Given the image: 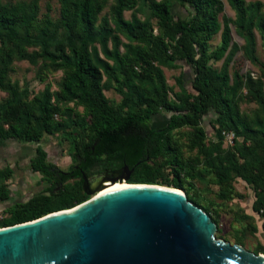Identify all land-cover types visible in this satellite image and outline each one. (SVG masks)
Listing matches in <instances>:
<instances>
[{
  "label": "trees",
  "instance_id": "trees-1",
  "mask_svg": "<svg viewBox=\"0 0 264 264\" xmlns=\"http://www.w3.org/2000/svg\"><path fill=\"white\" fill-rule=\"evenodd\" d=\"M56 1L54 19L49 6L39 15V0L0 5V93L5 95L0 100V142L38 143L65 128L80 140L67 172L58 170L46 152L35 147L29 171L39 174L46 186L10 203L0 228L88 200L81 173L126 167L127 184L181 191L189 180L209 176L215 197L224 202L237 196L232 184L238 179L251 187V211L260 217L264 230V64L257 76L235 74L232 88L229 76L239 49L231 43L230 25L250 37L253 28L264 30V3L226 0L234 12L231 20L222 14L220 0ZM174 4L183 15L173 10ZM143 5L154 25L137 17ZM105 8L106 14L100 15ZM124 12H130L129 19L123 18ZM111 24L119 26L128 42L106 49ZM215 35L218 44L210 49ZM107 55L113 56L112 64ZM15 60L35 66L37 75L59 69L58 90L44 86L33 92L11 80ZM179 63L190 69V78L186 87L180 73L174 92L162 68L179 69ZM209 63H219L215 72ZM107 90L119 96L117 104L105 97ZM249 103L254 108L241 111L240 105ZM160 113L167 114L164 125L152 128L151 119ZM209 115L210 140L201 125ZM223 132L233 135L232 145L226 148ZM202 164L205 173L198 169ZM11 177V169H0L1 205L12 194L6 184ZM185 197L207 214L198 200L186 192ZM258 253L264 255V247L258 245L254 254Z\"/></svg>",
  "mask_w": 264,
  "mask_h": 264
},
{
  "label": "water",
  "instance_id": "water-1",
  "mask_svg": "<svg viewBox=\"0 0 264 264\" xmlns=\"http://www.w3.org/2000/svg\"><path fill=\"white\" fill-rule=\"evenodd\" d=\"M130 172V171H129ZM103 172L77 206L0 228V264H264V255L215 239L214 223L180 190L127 184ZM122 186L90 198L103 183Z\"/></svg>",
  "mask_w": 264,
  "mask_h": 264
},
{
  "label": "rangeland",
  "instance_id": "rangeland-1",
  "mask_svg": "<svg viewBox=\"0 0 264 264\" xmlns=\"http://www.w3.org/2000/svg\"><path fill=\"white\" fill-rule=\"evenodd\" d=\"M14 1H28V0H0V5L3 3ZM223 5L222 14L231 20H234V12L228 6L226 0H220ZM245 3L264 0H244ZM172 2V1H171ZM45 6H49V15L52 19L58 16V4L56 0H39V15L45 12ZM174 11L183 15L182 10L177 8L174 4ZM105 8L100 15L106 14ZM140 19L148 20L154 25L155 21L151 18L150 11L143 5L136 12ZM130 12H124L123 18L129 19ZM111 33L106 39L105 48L116 42L125 43L128 40L121 33L119 26L115 24L110 25ZM231 43H234L239 49L235 54L230 65L229 76L230 86L236 80L235 74L239 76H257L259 66L264 64V30L256 27L252 29V36L244 34L239 28L230 25ZM210 49H213L218 44V35L212 37L210 41ZM39 52V47L35 48ZM121 50V49H119ZM100 55L101 50L99 51ZM113 56L107 55V61L113 63ZM180 68L174 70H167L162 68V72L167 86L174 92L178 89L174 83L175 78L181 73L184 80V85L188 87L190 78V69L179 63ZM219 63H209V69L215 72ZM10 78L18 82L19 85L26 84L33 92H38L44 86H48L50 90H58L61 82V73L59 69H47L43 73L37 75L36 67L28 64L25 61L15 60L11 66ZM108 100L117 104L119 96L113 90L103 91ZM4 94L0 93V100L4 98ZM254 108V104H241L240 109L243 112H249ZM80 112V108L76 109ZM167 118L166 113H160L153 117L150 121L152 128H160L164 125ZM211 115L204 117L201 125L206 132V138H212V130L209 124ZM229 135V138L226 137ZM222 147L226 148L232 145L233 135L229 132H224L222 135ZM79 137L69 128L64 131L54 133L49 137H45L38 143L25 144L19 141H6L0 143V167L5 166L11 168L12 177L6 182L8 189L12 191L10 199L0 204V219L6 216V208L10 203L22 201L32 194L38 193L46 186L41 180L40 175L29 171V161L34 156V149L36 146L42 148L47 155V160L52 163L58 170L67 172L71 165L74 164L72 154L75 146L79 142ZM198 169L203 173L206 171L205 165L198 166ZM102 173L93 171L87 175L89 184L94 183ZM120 182L110 184L117 186ZM233 188L237 196L228 202L220 201L215 197L216 187L212 184L209 176H204L199 179L189 180L184 185V190H180L188 196L198 200L206 209L208 217L211 218L216 226L213 234L215 239H220L229 244H236L239 242L241 247L246 251L255 253L258 245L264 247V230L261 228V219L258 215L251 211V203L253 200L251 187L242 181L236 179L233 182ZM120 186V185H119ZM252 227L254 228L252 230Z\"/></svg>",
  "mask_w": 264,
  "mask_h": 264
},
{
  "label": "bare ground",
  "instance_id": "bare-ground-1",
  "mask_svg": "<svg viewBox=\"0 0 264 264\" xmlns=\"http://www.w3.org/2000/svg\"><path fill=\"white\" fill-rule=\"evenodd\" d=\"M120 183H121L120 186H119V185L114 186V185H110L108 182H104V183H103V187H102L100 190H98V191H97L93 196H91L90 198H94V197L100 196V195H102V194H104V193H107V192H109V191H112V190L117 189V188L122 187V186H127V184H126L125 182H120Z\"/></svg>",
  "mask_w": 264,
  "mask_h": 264
},
{
  "label": "crops",
  "instance_id": "crops-1",
  "mask_svg": "<svg viewBox=\"0 0 264 264\" xmlns=\"http://www.w3.org/2000/svg\"><path fill=\"white\" fill-rule=\"evenodd\" d=\"M8 141H13V140H8ZM4 142H6V141H4ZM1 143V142H0ZM5 166H1L0 167V169H2V168H4ZM9 169H11V168H9Z\"/></svg>",
  "mask_w": 264,
  "mask_h": 264
},
{
  "label": "flooded vegetation",
  "instance_id": "flooded-vegetation-1",
  "mask_svg": "<svg viewBox=\"0 0 264 264\" xmlns=\"http://www.w3.org/2000/svg\"><path fill=\"white\" fill-rule=\"evenodd\" d=\"M73 169L76 170L77 169V166H73ZM120 185V184H119Z\"/></svg>",
  "mask_w": 264,
  "mask_h": 264
},
{
  "label": "built area",
  "instance_id": "built-area-1",
  "mask_svg": "<svg viewBox=\"0 0 264 264\" xmlns=\"http://www.w3.org/2000/svg\"><path fill=\"white\" fill-rule=\"evenodd\" d=\"M223 134H224V132L222 133V135H223ZM226 137H227V138H229V135H228V134H226Z\"/></svg>",
  "mask_w": 264,
  "mask_h": 264
}]
</instances>
